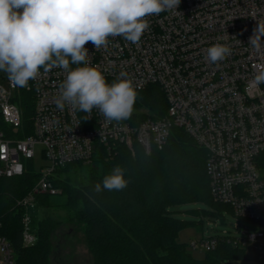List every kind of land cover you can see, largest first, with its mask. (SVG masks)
Instances as JSON below:
<instances>
[{
    "label": "built area",
    "instance_id": "obj_1",
    "mask_svg": "<svg viewBox=\"0 0 264 264\" xmlns=\"http://www.w3.org/2000/svg\"><path fill=\"white\" fill-rule=\"evenodd\" d=\"M147 20L150 27L137 44L116 36L99 50L91 42L85 47L90 65L97 66L108 83L126 72L136 92L158 87L166 102L161 116L133 110L125 121L106 122L95 108L91 116L67 105L60 110L55 100L67 75L60 68L47 73L41 69L27 88L13 85L6 73L2 77L6 85L0 84V177H20L29 164L37 174L31 189L14 201L22 244L35 241L31 214L37 197L59 194L53 185L57 168L91 164L100 152L111 157L119 145L132 156L137 148L149 155L163 149L177 128L207 153L212 201L253 223L250 230L222 232L190 247L210 252L225 242L264 264V83L254 81L264 66V50L249 45L253 30L264 22V0H181L177 11ZM217 42L228 45L232 54L212 64L205 59L206 50ZM23 93L32 101L26 122L17 103ZM36 155L42 161L38 167ZM14 263V252L0 235V264Z\"/></svg>",
    "mask_w": 264,
    "mask_h": 264
},
{
    "label": "trees",
    "instance_id": "obj_2",
    "mask_svg": "<svg viewBox=\"0 0 264 264\" xmlns=\"http://www.w3.org/2000/svg\"><path fill=\"white\" fill-rule=\"evenodd\" d=\"M17 103L26 122L32 114L30 94L23 93ZM134 106L161 116L166 102L162 91L151 86L137 91ZM206 157L204 149L182 129L175 128L164 148L149 155L137 148L132 156L119 145L111 157L100 152L91 164L70 163L57 168L53 185L60 193L37 197L31 214L35 241L23 246L20 214L14 201L24 196L37 179L29 164L20 177H0V235L14 252V264H50L51 231L58 223L74 220L82 225L94 264H227L229 260H243L244 250L225 242L205 252L200 260L177 242L179 232L191 224L177 219L175 208L179 205L207 204L210 210L196 212L206 218L218 217L222 210L230 213L227 206L214 203L210 197ZM116 166L124 170L127 186L95 193V184L102 183ZM49 208L63 213L59 222L44 215ZM94 244H99L102 251L98 252Z\"/></svg>",
    "mask_w": 264,
    "mask_h": 264
},
{
    "label": "clouds",
    "instance_id": "obj_3",
    "mask_svg": "<svg viewBox=\"0 0 264 264\" xmlns=\"http://www.w3.org/2000/svg\"><path fill=\"white\" fill-rule=\"evenodd\" d=\"M181 0H0V72L9 81L27 88L29 82L53 68L67 75L59 84L56 107L67 105L91 116L98 109L106 122H121L132 115L137 92L131 78L121 72L108 83L97 66L89 63L85 45L96 50L106 47L109 37L122 36L137 44L149 29L147 17L165 11H177ZM264 22L258 23L249 45L264 50ZM205 59L216 64L231 56V48L214 43L207 48ZM70 65H79L70 68ZM257 84L264 83V66L254 75ZM128 184L124 170L116 166L102 183L94 186L119 191Z\"/></svg>",
    "mask_w": 264,
    "mask_h": 264
},
{
    "label": "rangeland",
    "instance_id": "obj_4",
    "mask_svg": "<svg viewBox=\"0 0 264 264\" xmlns=\"http://www.w3.org/2000/svg\"><path fill=\"white\" fill-rule=\"evenodd\" d=\"M4 72H0V84L6 85L2 78ZM133 110L147 112V109L134 106ZM35 167L42 164L39 157L35 158ZM60 193V192H59ZM178 212L175 214L180 221H187L191 224L183 228L177 237V242L186 245L188 251L194 259L200 260L205 256V251L201 248L192 249V243L199 242L202 238L221 236L222 232L234 233L237 229H251L253 223L246 219L234 217L227 210H222L220 216L206 218L203 215L196 214L197 211L210 210V207L204 203H186L175 208ZM62 212L51 208L44 211V215L50 216L54 222H59ZM194 224H198V230ZM50 253L48 256L50 264H94L93 254L90 246L82 231V225L76 222L63 221L55 225L49 235ZM98 252L102 251L99 244H94ZM227 264H258L250 252L245 253L243 260H229Z\"/></svg>",
    "mask_w": 264,
    "mask_h": 264
}]
</instances>
